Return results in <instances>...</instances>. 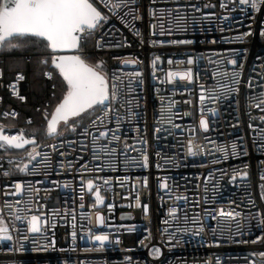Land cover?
<instances>
[{"label":"built area","instance_id":"1","mask_svg":"<svg viewBox=\"0 0 264 264\" xmlns=\"http://www.w3.org/2000/svg\"><path fill=\"white\" fill-rule=\"evenodd\" d=\"M206 4L214 6L204 7ZM191 5H197L200 10L195 11ZM231 6L229 3V9ZM130 7L135 10L136 19L129 15L127 26L104 9L109 16L107 22L86 37L80 51H74L90 58V62L102 58L110 85L112 75L117 77L115 83L120 87L122 98L111 104L114 110L104 118L103 125L88 127L90 120L101 114L98 106L83 119V127L77 133L66 131L61 124L58 137L38 142L36 136L40 145L37 150L41 152V157L34 162L36 173L31 172L33 165L29 166L28 173H20L15 168L16 164L26 161L31 146L13 153L0 152V208L5 202L15 204L19 200L30 208L29 215L39 217L40 228L39 232H28L27 223L19 224L14 217L10 218L5 208L4 219L13 240L0 241V264H262V258L253 254L264 252V243L251 241L262 234L257 226V212L264 215V199L260 196L264 190L261 179L264 176V119H261L264 104L259 108L254 106L260 99L259 93L264 92V36L261 35L264 10L231 12L220 7V0H135ZM224 15L229 19H219ZM101 37L105 44L112 42L120 46L96 48L95 43ZM173 40L190 43H169ZM157 56L160 60L154 69L152 61ZM189 56L194 60L191 65L187 63ZM45 57L47 64L41 63ZM231 59L237 60V64H229ZM125 60L135 62L123 63ZM3 63L0 58V125L6 134L14 135L24 129L25 135L31 136L35 132L31 129L33 116L21 119L18 104L6 100V96L17 101L26 99L23 85L27 78L22 72H16L6 80ZM40 63L42 76L49 84V96L35 110L39 109L43 115L47 109L49 116L57 99L50 50L42 55ZM187 68L193 69L191 82L179 77L165 82L169 70L178 72ZM46 71H53L52 78L44 76ZM233 72L239 74L236 77L239 84L233 82ZM17 74L24 79H18ZM201 85L206 89L203 103ZM13 87L17 95H13ZM225 88H239V92H223ZM212 89L216 90L214 100L208 98L214 95L209 91ZM19 96L25 99L20 100ZM171 101H175L170 109L172 124H161V109L168 114ZM201 109L209 124L207 131L199 128ZM13 110L16 116L2 115ZM29 118L31 123L27 122ZM173 124L181 127L174 128ZM191 125L196 127L198 143H206L205 137L213 142L207 145L208 154H186ZM106 127L114 130L119 139L111 140L109 133L107 139H99L94 146L92 137ZM157 127L166 131L157 132ZM85 128L89 135H79ZM61 139L77 143L61 146ZM81 142L87 147L82 148ZM214 145L226 146L227 157L216 151ZM94 151L99 157L95 160ZM145 154L148 156L146 168ZM44 156L49 162L47 170L39 166ZM108 161L111 167L106 166ZM85 163L91 170L79 171ZM4 170L12 174L4 176ZM243 172L248 175L238 174ZM82 178L92 179L100 187L104 196L102 206L92 207L95 199L86 188L81 200ZM161 181L168 184V189L159 188ZM14 182L24 185L22 193H15ZM178 196L186 197L187 202L177 200ZM145 204L147 213L143 209ZM221 206L235 208L242 216L230 222L227 217L212 219L216 212L207 215L204 211ZM171 207L179 209L175 218L168 215ZM82 212L86 215L82 216ZM97 212L104 217L102 225L96 223ZM13 225L19 227V234ZM183 228L189 231H180ZM201 228L199 235L193 234ZM89 229L92 234H107L108 241L100 246L99 242L90 240ZM154 247L161 250L155 258L151 255Z\"/></svg>","mask_w":264,"mask_h":264},{"label":"snow or ice","instance_id":"2","mask_svg":"<svg viewBox=\"0 0 264 264\" xmlns=\"http://www.w3.org/2000/svg\"><path fill=\"white\" fill-rule=\"evenodd\" d=\"M135 0H0V50H13L16 48L25 47L30 43H39L42 44L47 50H50L51 53V66L54 70H58L59 76L62 77L63 82V93L61 97H57L58 102L55 104L53 111L51 112V118H48L47 109H45L43 115L46 120V128L44 129V134L48 137H58L61 135L60 126L63 124L66 131L71 133H77V129L83 127V115H87L90 112L94 111L96 107H101V114L95 116V118L90 120L88 125L89 128H99L103 125L104 118H107L111 111L114 109L111 108L113 102H119L121 97L120 87L115 83L117 77L115 74L112 75V83L109 84L108 74L105 71V61L101 59H96L94 62H90V58H85L83 54H62L68 50H77L80 51L82 42L86 40V37L95 33V31L100 28V26L107 22L109 16L105 14L104 9H107L108 13L114 16H117L122 21L126 23L127 26V17L132 15L133 19H136V16L133 15V10L130 5L134 3ZM229 3H231V8L229 9ZM214 5H204V7H212ZM195 11H199L197 5H191ZM220 7L227 9L231 12L239 10L240 12H259L264 10V0H220ZM127 9V11H125ZM151 11V10H150ZM163 11V10H161ZM154 14V13H152ZM221 20H228L229 16L224 15L219 17ZM138 34V33H137ZM251 33H244L243 35H250ZM261 35L264 36V31L261 32ZM241 37H237L240 39ZM169 43H190V41H169ZM120 45L113 44L108 42L105 44L103 42V37L96 41V48L103 47H119ZM160 60V57L157 56L153 61L152 65L155 69L156 62ZM135 61L125 60L123 63H134ZM169 64L172 63V60L169 59ZM41 63L47 64L48 59L45 57L41 60ZM187 63L189 65L194 63V60L191 56L188 57ZM231 65H236L237 60L231 59L228 61ZM139 75V73H137ZM220 75V73H216ZM223 75H227L224 73ZM237 72L232 73L233 82L239 84L240 81ZM44 76L52 78L53 71L44 72ZM175 77H179L182 80H187L191 82L193 80V69L187 68L183 71H171L167 73V79L165 82H171ZM18 79H24L20 74H17ZM11 87V86H10ZM55 87V85H53ZM253 85L249 81V88H252ZM201 96L200 100L203 103L205 100L206 89L201 85ZM159 91V89L157 90ZM213 92V96H209V99L215 98V89L209 90ZM223 92H239V88H225L222 89ZM13 95H17L15 88L13 87ZM55 95V93H53ZM259 101L254 104L255 107L259 108L261 104H264V92L259 93ZM20 100H24V96L18 97ZM163 100V97H161ZM250 99H255L252 97ZM175 101H171L169 104V113L165 114L164 109H161L160 123L172 124V113L170 109ZM107 106V108H105ZM39 111V109H37ZM202 115L199 120V128L201 130L207 131L209 124L208 121L203 116V109H201ZM4 116L12 115L16 116L17 113L15 110L12 112L5 111L2 113ZM135 115V113H132ZM264 119V117H261ZM97 121L100 123L97 124ZM31 123V118L27 121ZM174 128H180L178 124L172 125ZM35 131H39L38 129ZM157 132L166 131L161 127L156 128ZM111 133V140H118L119 137L116 135V132L110 128H105L104 131H100L98 136L92 137L93 145L95 146L96 142L101 139H107ZM81 136H88V128H85L84 131L80 132ZM189 139L187 141V150L186 154L189 156H197L201 153L208 154V144L213 142L208 140L205 137L206 143H198L196 141V127L194 125L189 126L188 128ZM61 146L65 143L69 145H75L76 141H65L60 140ZM82 143V142H81ZM146 143V141H145ZM26 145L31 146V150L27 151V159L21 164H16V171L20 173H28L30 171L29 166L33 165L31 168L32 173L37 172V167L34 165V162L41 157V152L37 149L40 145L37 143L35 132L31 136H26L24 129L16 134H6L4 126L0 125V150L7 151L9 147H14L15 149H24ZM49 147V145H44ZM182 146V142H181ZM53 151H55V146L51 145ZM86 145H83L82 148H86ZM127 147V145H126ZM216 151L224 153L225 158L227 157V147L224 145H214ZM199 149V152L197 151ZM233 154L236 151V145H232ZM115 149L111 150V153H114ZM107 153V155H111ZM64 155V153H59ZM159 155V154H158ZM96 152H93V159H98ZM144 167L148 166V156L145 154L143 156ZM11 164L12 161L9 160ZM39 166L47 170L49 167V162L47 156L39 160ZM69 168H71V162H68ZM106 166L111 167V161H108ZM2 167V165H0ZM157 167H160L157 165ZM91 169L88 168L87 163L81 165L79 171L86 172ZM99 170V166H97ZM12 173L8 170H4V176H10ZM47 174V172H45ZM241 176H247V172L238 173ZM211 176V173H209ZM127 179V177H125ZM233 181L236 179V174L232 177ZM264 180V176L261 177ZM208 180V177H205V181ZM105 184L108 183L107 180L104 181ZM144 185L147 186V179L144 180ZM13 187L15 193H22L24 185L20 182H14ZM264 187V186H262ZM81 200H83L85 188L94 195L95 204L100 205L104 202V196L101 195V189L98 185L94 184L92 179L86 181L81 179ZM160 189H168V184L164 181H161L159 184ZM28 189L31 192V184L28 185ZM93 189L95 191L93 192ZM14 193V194H15ZM169 197L171 198V193L169 190ZM261 199H264V190L260 193ZM177 200H185L186 197H176ZM139 204V197H137ZM251 202V201H250ZM31 201L28 202L30 205ZM199 201H197V205ZM83 209V204L80 205ZM112 205H109L111 208ZM8 210L9 217H14L16 222L19 224L27 223L28 232H39V217L36 215H29L30 208L23 206L19 200L15 204L5 202L4 206L0 208V241H12L13 235L9 224L4 219V209ZM145 213L148 212V205H143ZM179 209L177 207H171L168 210V215L175 218ZM207 215H211L214 211L217 215L212 216V219H217L219 217L223 220L225 217L231 222L236 217L242 216L241 211H237L235 208L225 209L223 206L215 209H205ZM82 216L86 215L84 212L81 213ZM258 228L262 230V234L256 236L255 243L257 241L264 243V215H261L257 212ZM187 221V218H186ZM96 223L98 225L104 224V217L97 212ZM167 223V221H165ZM239 223V222H237ZM16 226V225H13ZM17 227V233L19 234V227ZM193 232L194 235H199L200 231ZM89 239L99 242L100 246L104 245V242L108 241L109 237L105 233L92 234V229H89ZM167 230L165 229V232ZM180 231H189L187 228L180 229ZM239 231V229H238ZM75 237V233H73ZM21 239H28L27 236H21ZM169 239H172V236H169ZM248 242V241H244ZM161 253L160 248L154 247L152 249L151 255L153 257H158ZM253 255H259L262 258V264H264V252L254 253ZM126 260L130 258L126 257ZM219 264V262H217Z\"/></svg>","mask_w":264,"mask_h":264},{"label":"trees","instance_id":"3","mask_svg":"<svg viewBox=\"0 0 264 264\" xmlns=\"http://www.w3.org/2000/svg\"><path fill=\"white\" fill-rule=\"evenodd\" d=\"M47 49L39 43H30L25 47L16 48L13 50H0V58L3 59V67L5 70V78L9 80L13 77L16 72H22L26 76V82L23 85V90L26 93V99L24 101H17L6 96L8 103H16L21 109V119L24 116L32 115L34 123L31 127L35 131L38 142H41L48 138L44 134L46 128V122L44 116L35 110V106L44 101L49 96V84L42 76L43 67L40 63L42 55ZM55 81L57 84V97H61L63 93V82L58 72L54 70ZM54 105L58 102L57 99L54 101ZM89 114L83 115L85 120ZM3 153L18 152L8 148L7 151L0 150Z\"/></svg>","mask_w":264,"mask_h":264},{"label":"water","instance_id":"4","mask_svg":"<svg viewBox=\"0 0 264 264\" xmlns=\"http://www.w3.org/2000/svg\"><path fill=\"white\" fill-rule=\"evenodd\" d=\"M74 51L75 50H68V51H66L65 53H62V54H69V55H72V54H75L74 53ZM52 67V66H51ZM57 72H58V70H56ZM59 74V73H58ZM62 78V77H61ZM54 109V108H53ZM53 111V110H52ZM48 118L50 119L51 118V113H50V115L48 116ZM45 122H46V120H45ZM30 145H26L25 146V148L24 149H26L27 147H29ZM9 148H11V149H14V150H18V151H20V150H24V149H15L14 147H9ZM88 191V190H87ZM89 192V191H88ZM92 198L93 199H95V197H94V195H92ZM98 207H100V206H102V204H100V205H97Z\"/></svg>","mask_w":264,"mask_h":264}]
</instances>
